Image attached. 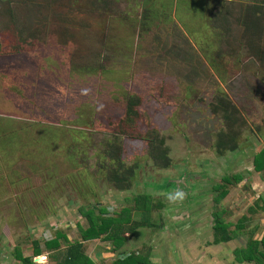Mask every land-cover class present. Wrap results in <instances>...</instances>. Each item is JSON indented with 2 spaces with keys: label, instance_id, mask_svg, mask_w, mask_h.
I'll return each mask as SVG.
<instances>
[{
  "label": "rangeland",
  "instance_id": "rangeland-1",
  "mask_svg": "<svg viewBox=\"0 0 264 264\" xmlns=\"http://www.w3.org/2000/svg\"><path fill=\"white\" fill-rule=\"evenodd\" d=\"M205 1L180 0L170 21L163 0H0V264H19L13 249L31 256L33 241V264L73 241L108 264L111 243L82 240V214L136 220L139 194L153 226L125 232L121 249L148 255L163 224L176 262L249 264L232 250L264 222V168L252 165L264 149V29L233 10L229 26L215 23ZM176 190L185 196L170 203ZM213 214L231 235L221 247L209 243ZM164 251L156 263L174 261Z\"/></svg>",
  "mask_w": 264,
  "mask_h": 264
},
{
  "label": "trees",
  "instance_id": "trees-1",
  "mask_svg": "<svg viewBox=\"0 0 264 264\" xmlns=\"http://www.w3.org/2000/svg\"><path fill=\"white\" fill-rule=\"evenodd\" d=\"M252 165L255 171H260L264 168V149H260L252 157ZM224 182L228 183L229 179L223 177ZM238 180V177H235ZM146 197L143 195L134 196V212L138 219H130L128 213H121L117 216H100L91 215L90 212L83 213V217L86 220L87 226L81 230L82 240H88L93 238H101L103 241L111 243V252L115 253L113 258L108 264H151L148 259V255L142 254L139 251H127L121 249L123 242L125 241L123 235L125 232H129V236H138V227L153 226V221L149 218V205L145 203ZM262 207L264 208V196L261 198ZM133 212V211H132ZM212 225V240L211 242L216 244L218 242H226L231 239V235L228 233L225 224L219 220V218L213 214ZM129 224L131 226L125 228L124 226ZM64 239V235L60 232H56L51 238L45 239L43 246L49 250L56 247L57 239ZM129 238L128 236L126 237ZM130 239V238H129ZM128 241V240H126ZM32 254L38 255L41 253L37 242L33 241ZM126 244H128L126 242ZM131 246V245H130ZM236 261L245 262L249 264H264V233L258 240L250 241L244 249L236 248L232 250ZM11 255L15 262L19 264H33L31 256L23 255L18 249H13ZM53 264H95L82 250V243L80 241H73L68 243L63 249L62 253L58 255V259Z\"/></svg>",
  "mask_w": 264,
  "mask_h": 264
},
{
  "label": "crops",
  "instance_id": "crops-1",
  "mask_svg": "<svg viewBox=\"0 0 264 264\" xmlns=\"http://www.w3.org/2000/svg\"><path fill=\"white\" fill-rule=\"evenodd\" d=\"M164 2H167L169 7L171 6L170 9H172V13H171V17H170V21L174 20V16L173 13L175 14V11L180 10L179 6H180V0H163ZM184 1V0H183ZM205 2L209 3V9H211V12L213 13V20L215 21V23H219V20L223 21V26H229V18H227V14H232V10H233V16L234 17H238L240 18V22H237L239 24H241L242 26H250L251 30L253 32L251 33H258V37H260L263 33L262 29H264V0H206ZM237 9V10H236ZM174 10V12H173ZM177 12V15H178ZM210 12V11H209ZM248 22V23H247ZM236 23V22H235ZM247 24V25H246ZM244 32V30H243ZM253 38L251 39V41L253 42ZM166 220H168L167 218H165ZM163 222V221H162ZM162 224V223H161ZM160 232H158V234L156 233L152 238L150 239V243L147 242V239L144 240V244L145 246H147L145 248L146 252L148 253V258L151 262V264H163V262L161 263H156V257L157 255H159V251L163 253V248H164V252L165 254L170 257V258H174L172 262L167 263L166 264H194L193 260L190 258V255H192V253H190V255H188L187 253H181V262H176V247L172 244L169 243L168 244H163V224L161 227H159ZM261 233L256 236V237H252V239L254 240H258L261 235L264 233V222H263V227L261 228ZM168 233V232H166ZM171 233H178V231H174L171 230ZM148 239V240H149ZM166 239L170 240V238L168 237V235L166 236ZM174 239V240H173ZM173 242H175V238H173ZM212 240V234H211V239L209 240L210 244L213 245L215 247L216 246H223L224 244H228L229 240L226 242H218L216 244L211 242ZM129 241V239H128ZM170 242V241H169ZM179 243V241H177ZM184 242V241H183ZM183 242L181 241V248L177 249V250H184V252H186V249H183ZM176 243V242H175ZM223 248V247H222ZM189 249V248H188ZM187 249V250H188ZM192 250L195 252V247L192 248ZM216 255V253L214 254ZM183 259V260H182ZM208 263L210 264H222L220 263L219 260H217V258H212L211 261H209Z\"/></svg>",
  "mask_w": 264,
  "mask_h": 264
},
{
  "label": "clouds",
  "instance_id": "clouds-1",
  "mask_svg": "<svg viewBox=\"0 0 264 264\" xmlns=\"http://www.w3.org/2000/svg\"><path fill=\"white\" fill-rule=\"evenodd\" d=\"M185 194L181 190H176V192L173 195L169 196V202L170 203H175L178 200H183Z\"/></svg>",
  "mask_w": 264,
  "mask_h": 264
},
{
  "label": "water",
  "instance_id": "water-1",
  "mask_svg": "<svg viewBox=\"0 0 264 264\" xmlns=\"http://www.w3.org/2000/svg\"><path fill=\"white\" fill-rule=\"evenodd\" d=\"M35 260H36V258H35Z\"/></svg>",
  "mask_w": 264,
  "mask_h": 264
}]
</instances>
